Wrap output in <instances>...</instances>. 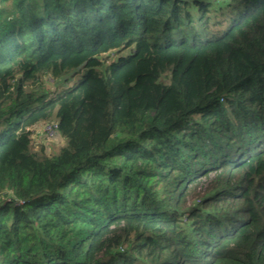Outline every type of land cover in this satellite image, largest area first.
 Listing matches in <instances>:
<instances>
[{"label":"trees","instance_id":"16d2710c","mask_svg":"<svg viewBox=\"0 0 264 264\" xmlns=\"http://www.w3.org/2000/svg\"><path fill=\"white\" fill-rule=\"evenodd\" d=\"M224 1L0 0V264H264V0Z\"/></svg>","mask_w":264,"mask_h":264},{"label":"rangeland","instance_id":"374dc122","mask_svg":"<svg viewBox=\"0 0 264 264\" xmlns=\"http://www.w3.org/2000/svg\"><path fill=\"white\" fill-rule=\"evenodd\" d=\"M223 10L222 12L225 13L227 15V18L226 21L224 22V24L226 26H231L233 23V21H237L240 16L243 14V7L242 5H237V4H234L232 2H230V0H225L223 2ZM218 8V4L216 3L214 5V7L212 8L213 11L216 10ZM131 50H125L123 52H114L113 55H110L109 56V60L110 61H115L117 60L119 57L121 56H128L130 54ZM85 76V70H81V72L73 75L71 77V80L67 83L65 82V80H63L62 82H60V84H58V90H61L63 87H72L73 85H75L76 83L80 82L81 80H83ZM52 80H49V83L51 82ZM47 87H52L51 89H54V87H57V84L55 82H52V84H48ZM44 143H46L47 145L46 146H49V149L48 150H53L55 152H58L59 149L66 144V139H63L62 137H58L57 139L55 140H43Z\"/></svg>","mask_w":264,"mask_h":264},{"label":"built area","instance_id":"2783aa9c","mask_svg":"<svg viewBox=\"0 0 264 264\" xmlns=\"http://www.w3.org/2000/svg\"><path fill=\"white\" fill-rule=\"evenodd\" d=\"M40 131L46 132L49 136H54L56 134V124L51 121H46L41 124L36 125Z\"/></svg>","mask_w":264,"mask_h":264}]
</instances>
